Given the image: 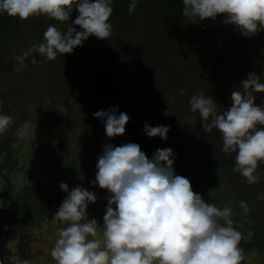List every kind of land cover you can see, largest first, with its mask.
Instances as JSON below:
<instances>
[{"label": "rangeland", "instance_id": "rangeland-1", "mask_svg": "<svg viewBox=\"0 0 264 264\" xmlns=\"http://www.w3.org/2000/svg\"><path fill=\"white\" fill-rule=\"evenodd\" d=\"M168 6L169 0H138L129 14L113 11L107 39L93 35L55 60L36 52L40 62L29 57L24 65L15 57L39 44L48 25L67 31L77 15L13 18V41L0 44V112L13 117L0 134V264H54L51 249L62 225L52 216L67 195L61 182L95 191L88 212L103 224L110 193L91 183L98 156L105 144L129 142L150 159L171 147L175 172L206 201L232 208L241 264H264V162L259 181L249 183L234 171L235 153L222 151L221 133L204 131L188 103L203 91L223 111L250 72L264 82V31L245 36L223 15L163 22ZM255 95L264 103V93ZM114 107L130 120L124 135L108 138L93 114ZM146 123L169 126L167 139L149 137Z\"/></svg>", "mask_w": 264, "mask_h": 264}, {"label": "clouds", "instance_id": "clouds-1", "mask_svg": "<svg viewBox=\"0 0 264 264\" xmlns=\"http://www.w3.org/2000/svg\"><path fill=\"white\" fill-rule=\"evenodd\" d=\"M182 3L183 15L192 23L223 15L225 24L235 25L245 36L264 31V0ZM112 5L113 0H0V13L21 20L47 15L68 21L73 8L79 12L67 31L48 25L39 44L15 57L24 65L29 57L33 64L40 62L32 55L36 52L55 60L93 35L110 37ZM128 7L134 11L137 0H130ZM256 93H264V82L250 72L223 111L203 91L188 101L191 111L199 113L204 131L221 133L222 151L235 153L234 171L249 183L259 181L257 170L264 162V103H257ZM93 115L104 123L108 138L124 135L130 120L118 107ZM12 123L11 115L0 112V134ZM144 130L149 137L167 139L170 127L146 123ZM174 163L171 147L157 149L150 159L138 143L105 144L91 182L110 193L103 224L88 212L89 204L97 202L96 192L61 182L59 187L67 195L52 216L62 225L51 249L54 264H241L242 234L234 227L232 208L206 201L188 178L175 172ZM241 206L246 208L244 202Z\"/></svg>", "mask_w": 264, "mask_h": 264}, {"label": "trees", "instance_id": "trees-1", "mask_svg": "<svg viewBox=\"0 0 264 264\" xmlns=\"http://www.w3.org/2000/svg\"><path fill=\"white\" fill-rule=\"evenodd\" d=\"M138 2V0H137ZM130 0H113L114 11L119 13L120 15L129 14V5ZM183 3L182 0H169L168 9L165 11V15L163 17V22L169 21H183L187 18L183 15ZM3 14V17L0 16V44L4 46H9L13 41V38L16 34L15 29L10 27V23H12L13 18H16V22H18L17 17L9 16L7 13H0ZM79 15L78 10L73 8V12L71 16ZM2 217H0V220ZM1 223V221H0Z\"/></svg>", "mask_w": 264, "mask_h": 264}]
</instances>
